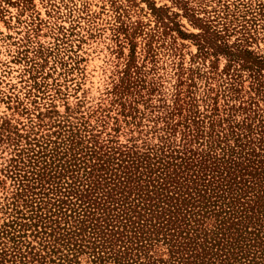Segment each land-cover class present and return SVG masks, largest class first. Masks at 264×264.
Listing matches in <instances>:
<instances>
[{"label":"rangeland","instance_id":"374dc122","mask_svg":"<svg viewBox=\"0 0 264 264\" xmlns=\"http://www.w3.org/2000/svg\"><path fill=\"white\" fill-rule=\"evenodd\" d=\"M191 111L264 124V0H0V227L28 143L152 146Z\"/></svg>","mask_w":264,"mask_h":264},{"label":"trees","instance_id":"16d2710c","mask_svg":"<svg viewBox=\"0 0 264 264\" xmlns=\"http://www.w3.org/2000/svg\"><path fill=\"white\" fill-rule=\"evenodd\" d=\"M203 119L180 138L164 119L152 146L72 126L28 143L3 172L0 264H264V124Z\"/></svg>","mask_w":264,"mask_h":264}]
</instances>
